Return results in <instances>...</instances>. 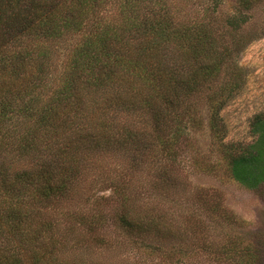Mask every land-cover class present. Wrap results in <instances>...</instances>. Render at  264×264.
Wrapping results in <instances>:
<instances>
[{
  "label": "trees",
  "instance_id": "obj_1",
  "mask_svg": "<svg viewBox=\"0 0 264 264\" xmlns=\"http://www.w3.org/2000/svg\"><path fill=\"white\" fill-rule=\"evenodd\" d=\"M234 1L224 13L225 0H0V264H189L192 246H212L211 216L225 211L208 204L212 193L186 190L155 161L161 194L203 205V216H181L146 200L140 178L157 148L169 151L173 133L200 119L201 104L221 131L241 70L225 66L258 36L243 30L264 7ZM250 131L226 154L230 177L255 189L264 113ZM250 236L217 243L227 248L213 260L263 254Z\"/></svg>",
  "mask_w": 264,
  "mask_h": 264
},
{
  "label": "rangeland",
  "instance_id": "obj_2",
  "mask_svg": "<svg viewBox=\"0 0 264 264\" xmlns=\"http://www.w3.org/2000/svg\"><path fill=\"white\" fill-rule=\"evenodd\" d=\"M163 1L170 2V0ZM222 9L224 13L233 12L235 1L225 0ZM243 31L245 34L248 32L249 35L258 32V36L245 45L242 51L225 66L226 71L229 72L235 64L241 70L237 73L238 79H235L238 82L237 89L232 91L230 98L218 113L221 131L215 133L213 128L210 129L209 111L204 103L201 104L196 109L200 119L192 122L193 125L185 122L181 126L185 129L182 133H176L178 136L173 133L170 137L172 143L169 151L166 149L162 152L157 148L152 155L154 160L145 168L140 178L143 183L142 196L146 200L160 202L165 208L181 216L187 212L200 213L203 216L205 212L202 209L203 205L195 196L184 195L181 199L174 198L161 194L160 187L153 185L152 174L156 168L151 166L158 159L163 160L164 169H170L182 182H188L186 185L189 184V186L186 190L192 193L202 194L205 191L212 193L208 204L225 209L224 212H217L219 217L211 216L206 242L212 246L207 251L192 246L194 249L189 252L191 253L189 264H219L213 260V257H217V253L222 249L226 250L227 247H221L222 243H227L228 238L236 239L243 233L253 235L254 237H250L254 242H258V244L255 242L257 245L264 242V185L248 189L232 179L228 172L226 154L230 152L229 148L232 145L246 144L254 139L250 131L251 120L255 115L264 113V7L259 6V9L254 11L250 23ZM229 38L225 36L226 40ZM232 39L239 41L235 37ZM223 76L222 83L233 84L231 81H235L231 80L234 78L228 74ZM224 94L227 95L228 90L224 91ZM203 101L205 100L201 102ZM179 191L184 192L185 188L182 187ZM108 192L110 191L105 189L99 192V195L108 194ZM183 218L181 217L180 220ZM201 243L203 240L196 242L195 239L197 246H202ZM217 243L221 245L220 248L217 247ZM141 252V259L147 262L154 256L145 250ZM138 255L131 248L129 259L137 258ZM240 258H237L241 260L239 264H264V253L255 257L245 255ZM223 263L225 261L221 264Z\"/></svg>",
  "mask_w": 264,
  "mask_h": 264
}]
</instances>
